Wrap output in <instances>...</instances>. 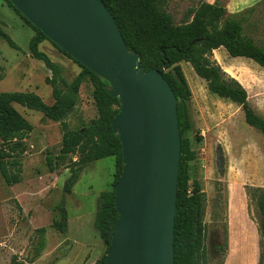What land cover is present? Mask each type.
Here are the masks:
<instances>
[{"label":"rangeland","instance_id":"rangeland-1","mask_svg":"<svg viewBox=\"0 0 264 264\" xmlns=\"http://www.w3.org/2000/svg\"><path fill=\"white\" fill-rule=\"evenodd\" d=\"M214 1L165 0L163 9L174 25H180L189 21L185 18L189 9ZM231 1L222 2L226 16L242 14L246 19L245 34L264 46V0L238 12L234 9L250 4H242L246 0ZM249 9L253 11L246 12ZM0 27L17 46V50L12 49L0 39V93H33L51 105V88L46 83L51 73L30 56L28 49L36 32L4 0H0ZM38 49L59 66L61 89L82 72L51 42L43 41ZM211 59L245 88L249 105L264 118V70L251 60L229 57L222 48L213 51ZM178 65L191 93L187 102L189 130L183 137L195 155L188 163L189 189L196 181L205 195V244L212 249L223 240L226 229L224 264H259L264 252L258 232L260 221L247 193L251 187L264 188V140L245 123L237 105L208 92L189 63ZM93 90L90 76L84 75L77 104L65 119L71 130H80L97 119ZM13 107L33 129L22 140L23 154L17 157L21 182L8 186L0 173V264H55L69 246L71 251L59 264H94L106 255V246L96 234L93 221L100 194L112 190L114 157L91 163L79 175L71 194L66 195L62 191L69 176L66 167L77 157L68 156L53 173L45 162L48 155L59 154L60 123L19 105ZM10 172L15 173V169ZM61 207L67 223L65 234L52 227L53 221L61 217ZM39 229H44V234Z\"/></svg>","mask_w":264,"mask_h":264},{"label":"trees","instance_id":"trees-1","mask_svg":"<svg viewBox=\"0 0 264 264\" xmlns=\"http://www.w3.org/2000/svg\"><path fill=\"white\" fill-rule=\"evenodd\" d=\"M4 1L36 32L29 42L28 49L30 56L41 61L51 73L46 83L51 88L53 103L46 105L33 93H0V173L8 186L21 182L20 161L17 157L23 154L22 140L33 129L13 107L14 104L39 112L46 120L60 123L62 138L59 154L55 157L48 155L45 162L48 171L53 173L65 158L77 157V160H71L69 167H66L69 176L62 188L64 194H71L79 175L91 163L114 157L116 173L112 190L100 194L93 221V228L105 244L107 253L118 220L114 207L115 186L123 169L121 145L111 130L112 121L120 113L117 99L106 92L105 87L108 84L105 81L98 79L94 73L63 51L62 53L73 60L82 72L65 85L64 90L61 89L59 66L38 49L43 41L49 40L30 25L8 0ZM101 1L114 19L126 46L140 57L141 66L146 71L156 69L169 84L177 99L180 163L174 217V264H224L228 248L227 230H224L223 240L209 250L205 244L206 230L203 223L205 195L196 181L189 189L188 163L195 159V155L183 136L189 130L187 102L191 98V93L178 64L189 63L196 76L205 82L210 94L237 105L243 112L245 123L257 130L264 140V118L256 114L249 105L245 88L211 59L212 52L222 48L229 57L251 60L264 70V46L245 34L246 19L242 14L226 16L223 0L204 2L194 9H189L185 13V18L189 21L180 25H174L171 16L164 11L165 0ZM252 11L249 9L246 12ZM0 39L10 48L17 50L16 44L1 27ZM84 75H89L93 82L92 98L98 117L89 126L71 130L65 119L77 104ZM2 78L0 69V80ZM11 169H15V173H11ZM249 191L247 195L259 216L260 246L264 248V188L251 187ZM59 211L61 217L53 221L52 227L60 234H65L67 230L65 211L62 207ZM39 232L44 234V229H39ZM105 257L106 255L94 264H104ZM259 264H264V252L261 253Z\"/></svg>","mask_w":264,"mask_h":264},{"label":"water","instance_id":"water-1","mask_svg":"<svg viewBox=\"0 0 264 264\" xmlns=\"http://www.w3.org/2000/svg\"><path fill=\"white\" fill-rule=\"evenodd\" d=\"M44 37L105 81L120 113L112 121L123 169L115 186L118 220L104 264H174L180 163L177 99L146 71L101 0H8Z\"/></svg>","mask_w":264,"mask_h":264},{"label":"crops","instance_id":"crops-1","mask_svg":"<svg viewBox=\"0 0 264 264\" xmlns=\"http://www.w3.org/2000/svg\"><path fill=\"white\" fill-rule=\"evenodd\" d=\"M232 1H234V0H232ZM232 1H231V2H232ZM256 1H258V0H246V1H245L244 3H242V4H246V3H248V4H250V3L255 4V3H258V2H259V1H258V2H256ZM230 4H232V3H230ZM252 4H250V5H248V6H245V7L238 8V9H234V10H236V11L238 12V10H242V9L248 8V7H250ZM95 232H96V231H95ZM96 234H97V233H96ZM71 249H72L71 246L67 247V252H66V254H65V255H62V256H59L55 264H59V261H62L64 258H66V257L68 256V253L71 251Z\"/></svg>","mask_w":264,"mask_h":264}]
</instances>
